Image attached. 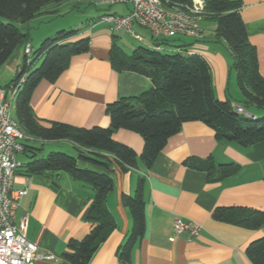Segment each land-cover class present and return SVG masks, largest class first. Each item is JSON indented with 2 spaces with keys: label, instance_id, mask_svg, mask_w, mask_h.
Instances as JSON below:
<instances>
[{
  "label": "crops",
  "instance_id": "obj_1",
  "mask_svg": "<svg viewBox=\"0 0 264 264\" xmlns=\"http://www.w3.org/2000/svg\"><path fill=\"white\" fill-rule=\"evenodd\" d=\"M237 1L242 4L241 16L250 42L257 49L259 71L264 75V0ZM104 6L72 0L49 4L31 20L38 23L35 30L31 21L24 26L29 35L27 41L0 66V85L6 86L25 62L26 44L31 45L33 54L46 38L67 28L78 29L68 38L70 41L89 37L88 51L74 55L69 67L54 82L44 79L32 92L30 105L41 125L50 126L53 121H60L79 127H107L111 122L106 111L108 103L121 97L137 96L153 85L147 75L132 69H118L112 64L114 43L128 54L133 51L127 52L120 44L116 30L101 19L106 13L100 14L99 8ZM131 7V2L123 3L117 9L119 11L112 13L125 14ZM97 8L98 12L94 10ZM59 10L68 15L74 13V17L43 26L45 20L51 18L48 15ZM206 19L210 18L204 17L200 21L204 32L201 39L177 35L169 37L171 45H155L158 40L151 33L153 41L148 47L201 54L210 65L216 97L232 100L234 105L242 104L243 95L232 66V51L224 39L216 38L215 20L210 19L215 24L208 22L202 26ZM137 25L133 29L143 41L144 36L134 28ZM16 98L17 94L11 111ZM246 109L260 115L257 107ZM12 116L17 120L15 110ZM113 137L138 153V165L125 172L118 166L107 170L83 164L113 176L114 188L107 195V205L117 224L94 252L89 264H124L118 251L131 234L132 218L122 196L134 194L141 178L144 180L146 231L132 248L130 264H254L246 248L251 241L264 235V224L250 229L216 219L212 213L218 206H249L264 210V140L248 146L235 140H219L210 125L190 120L168 139L153 164L148 166L140 157L145 145L140 133L119 128ZM27 138L31 144L43 147L41 156L52 150L78 153L69 139ZM208 156H212L217 164L233 161L239 165L238 171L212 181L207 171L185 164L189 157ZM16 158L20 164L28 160L23 152ZM54 178L52 173L31 176L18 173L14 184L15 188H28L20 199L16 220L27 216V237L38 246L40 253L53 256L38 259L36 264H72L63 257V252L71 239H82L91 229L87 211L94 197L92 186L74 179L67 172H61L57 186ZM177 217L198 221L202 225L199 234L192 238L186 233L174 237L173 222Z\"/></svg>",
  "mask_w": 264,
  "mask_h": 264
},
{
  "label": "trees",
  "instance_id": "obj_2",
  "mask_svg": "<svg viewBox=\"0 0 264 264\" xmlns=\"http://www.w3.org/2000/svg\"><path fill=\"white\" fill-rule=\"evenodd\" d=\"M62 1L65 0H0V66L20 44L27 41L29 35L24 26L49 4ZM163 1L167 5L192 2ZM241 5L237 0H206L204 17L216 21V38L224 39L232 51V66L243 95L241 105L264 109V75L259 71L257 49L248 37L240 12ZM77 31L60 29L46 38L34 51L32 60L27 62L25 58L17 76L6 86H18L15 114L28 137L69 139L78 152L73 155L52 150L41 156L43 147L31 144L26 137L22 152L28 156V160L19 165L17 174L31 176L52 173L57 186L61 172H67L74 179L92 186L94 197L87 211L91 229L82 239H71L63 252V257L72 264H89L94 252L117 224L107 205V195L114 188L113 176L107 171L83 164L89 163L107 170L118 166L125 172L138 165V153L113 137L116 129L126 128L143 136L145 145L140 157L151 166L168 139L179 132L186 121H203L215 130L217 139L235 140L248 146L264 140V113L255 117L241 115L232 100L216 97L210 65L199 53L140 46L128 54L114 43L112 64L118 69H132L147 75L153 85L137 96L121 97L108 103L106 111L111 122L107 127H79L60 121L43 126L30 105L32 92L44 79L54 82L69 67L74 55L90 49L89 37L68 40ZM154 38L158 40L155 45H171L169 37ZM185 164L207 171L212 181L232 175L239 168L233 161L217 164L212 156L189 157ZM122 201L129 209L132 231L120 247L118 256L124 264H130L132 248L146 231L142 178L135 193L123 194ZM212 215L250 229L264 224V210L249 206H218ZM246 253L254 264H264V235L251 241Z\"/></svg>",
  "mask_w": 264,
  "mask_h": 264
},
{
  "label": "built area",
  "instance_id": "obj_3",
  "mask_svg": "<svg viewBox=\"0 0 264 264\" xmlns=\"http://www.w3.org/2000/svg\"><path fill=\"white\" fill-rule=\"evenodd\" d=\"M92 2L95 5H113L131 2L132 7L125 14L106 13L101 19L113 30H125L136 38L133 29L139 24L150 30L153 37H174L188 35L198 39L204 37L200 21L205 16L206 0H192L191 3L167 5L163 0H72ZM33 49L25 46L27 62L32 60ZM23 80V79H22ZM18 86L0 85V264H36L38 259L52 258L42 254L38 246L27 237V216L16 220L20 199L28 188H15L17 169L20 162L16 155L23 151L27 137L18 121L12 116V103ZM236 111L246 116L256 115L243 105L236 104ZM174 237L186 233L190 238L199 234L202 225L196 220L182 217L173 222Z\"/></svg>",
  "mask_w": 264,
  "mask_h": 264
},
{
  "label": "rangeland",
  "instance_id": "obj_4",
  "mask_svg": "<svg viewBox=\"0 0 264 264\" xmlns=\"http://www.w3.org/2000/svg\"><path fill=\"white\" fill-rule=\"evenodd\" d=\"M123 4V3H121ZM121 4L117 3V4H113L111 6L109 5H106L104 7H101L99 8V13L100 14H103V13H112V11L114 10H117L118 8L120 9L121 7ZM95 11L98 12V8L97 9H94ZM119 11V10H117ZM48 15V14H47ZM48 16H51L50 20H45L47 22H44L43 23V26H47L49 23H53V22H56V21H60L62 20L63 18H66V19H71L74 17V13L71 14V15H68L66 14L65 12H63L62 10H59L57 12H51L50 15ZM33 21H31L30 25L32 26V29L35 30V28L38 26V23H32ZM208 22L210 23H214L215 21L213 20H210V19H206L204 21H202V26L205 27V24L208 25ZM215 24V23H214ZM135 30L144 36L145 40L142 41V36L139 37V38H136L135 36H133L131 33L129 32H126L125 30H116V34L119 36V42L120 44L124 47V49L127 51V52H131L133 51V49L135 50L136 48H139L140 46H144V47H148L150 46L151 42L153 41V38H152V35H151V32L149 29L145 28V27H142L140 25H137L134 27ZM71 28H67V30H70ZM77 29V28H75ZM31 30V29H30ZM56 33V32H55ZM185 37V36H184ZM30 40L31 39V34H30ZM171 52L173 50H170ZM15 110V104L13 106V110ZM260 110V111H258ZM256 111L259 112V114H263L264 113V109L263 108H257ZM242 115V114H241Z\"/></svg>",
  "mask_w": 264,
  "mask_h": 264
}]
</instances>
